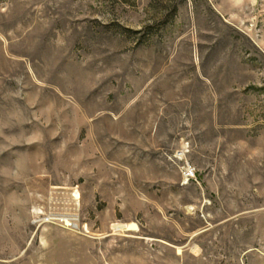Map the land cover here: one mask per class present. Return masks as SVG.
Masks as SVG:
<instances>
[{
    "label": "rangeland",
    "instance_id": "1",
    "mask_svg": "<svg viewBox=\"0 0 264 264\" xmlns=\"http://www.w3.org/2000/svg\"><path fill=\"white\" fill-rule=\"evenodd\" d=\"M0 264H264V0H0Z\"/></svg>",
    "mask_w": 264,
    "mask_h": 264
},
{
    "label": "built area",
    "instance_id": "2",
    "mask_svg": "<svg viewBox=\"0 0 264 264\" xmlns=\"http://www.w3.org/2000/svg\"><path fill=\"white\" fill-rule=\"evenodd\" d=\"M186 177L188 178V180H190L191 178L195 177V172L193 169H188L186 172Z\"/></svg>",
    "mask_w": 264,
    "mask_h": 264
},
{
    "label": "bare ground",
    "instance_id": "3",
    "mask_svg": "<svg viewBox=\"0 0 264 264\" xmlns=\"http://www.w3.org/2000/svg\"><path fill=\"white\" fill-rule=\"evenodd\" d=\"M69 221V220H68ZM64 223V222H63ZM71 224V223H70ZM67 227V226H66ZM133 228V227H132Z\"/></svg>",
    "mask_w": 264,
    "mask_h": 264
}]
</instances>
